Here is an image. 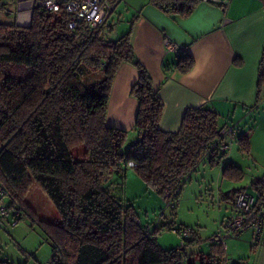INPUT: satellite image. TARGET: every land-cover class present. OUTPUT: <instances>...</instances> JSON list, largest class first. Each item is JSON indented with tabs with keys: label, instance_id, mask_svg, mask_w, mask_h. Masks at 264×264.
Instances as JSON below:
<instances>
[{
	"label": "trees",
	"instance_id": "1",
	"mask_svg": "<svg viewBox=\"0 0 264 264\" xmlns=\"http://www.w3.org/2000/svg\"><path fill=\"white\" fill-rule=\"evenodd\" d=\"M199 1L148 3L167 15L187 17ZM114 11L92 32L82 26L70 30L64 10L35 8L28 26L0 21V183L26 214L25 198L33 183L57 210L58 224L40 222L53 241V264H224L223 236L219 241L214 239L219 235L211 239L207 253L189 258L184 249L197 242L194 231L169 226L183 241L180 247L163 249L156 235L167 225H144L134 206L121 204L105 186L114 175L122 177L131 168L147 188L177 200L204 157L216 166L227 160L237 128L234 125L231 141L223 140L230 145L224 150L219 130L226 122L211 108L190 107L176 131L161 130L163 101L134 52L132 25L115 40L107 37ZM122 63L137 70L130 89L137 101L131 129L135 139L126 147L129 131L106 124L113 78ZM193 66V57L182 52L164 70L185 74ZM262 86L261 69L258 99ZM238 145L248 153L247 136L242 135ZM80 146L83 151L76 155L74 149ZM222 166L219 178L242 180L240 166L233 162ZM241 188L232 192V199ZM250 189L255 208L264 205V179L253 180ZM217 193L220 208L222 194Z\"/></svg>",
	"mask_w": 264,
	"mask_h": 264
},
{
	"label": "crops",
	"instance_id": "2",
	"mask_svg": "<svg viewBox=\"0 0 264 264\" xmlns=\"http://www.w3.org/2000/svg\"><path fill=\"white\" fill-rule=\"evenodd\" d=\"M0 2V14L5 5H12L15 10L12 21H16V0ZM120 3L113 13L116 20L123 15L118 9ZM131 3L135 7L129 20L131 43L163 101L158 124L161 130L176 131L190 107L211 108L224 123L232 121L229 115H241L258 105V76L261 69L264 71V64L260 67L264 55V0H200L187 17L167 15L148 0H131ZM24 18L30 20V13ZM166 38L177 45L178 52L166 50ZM182 52L193 57V68L185 74L177 70L166 72L164 65L175 63ZM136 79L137 70L131 64L122 63L117 69L107 105V125L131 131L137 101L130 89ZM236 137L233 143L238 144L241 136ZM223 181L225 188L218 185L222 194L220 208L224 205L228 215L232 192L243 186L229 187L236 182ZM247 241L250 256L244 260L245 264H264V246L253 247L249 238Z\"/></svg>",
	"mask_w": 264,
	"mask_h": 264
},
{
	"label": "rangeland",
	"instance_id": "3",
	"mask_svg": "<svg viewBox=\"0 0 264 264\" xmlns=\"http://www.w3.org/2000/svg\"><path fill=\"white\" fill-rule=\"evenodd\" d=\"M5 6L0 14V21L12 22L14 7ZM118 9L123 15H120L118 20L116 14L111 17L114 24L107 34L111 40L127 32L129 20L133 18L135 12L131 0H122ZM248 110L241 115H229L231 124L237 126L236 136L246 134L245 136L248 137V153L242 152L235 141L228 154L229 157L221 161L219 166L212 165L209 157H204L182 186L177 200L170 196L163 197L147 188L131 168H128L122 177L114 175L105 185L121 204L134 206L144 225L150 228L167 225L156 235L157 243L161 248L180 247L183 241V237L172 231L169 226L177 230L186 228L194 231L197 242L187 244L184 249L189 258L193 254L207 253L211 239L215 235H224L219 233V228L230 212L226 215L224 205L219 208L216 202L218 185L220 184L222 188L226 186V182L221 177L217 178L218 171L226 162H233L244 171L242 180L235 181L236 184H229V187L242 185L246 190L251 191V181L264 178V86L258 105ZM134 136L135 132H128L125 147L133 142ZM74 150L75 154L79 155L83 148L80 146ZM25 204L29 213L25 214L16 225H10L5 220L1 224L0 264H53L51 262L53 241L40 222L49 225L58 224L59 214L47 196L34 183L29 188ZM248 238L249 232L243 234L241 238L232 236L223 238L227 243L224 250V264H240L242 259L246 261L250 256Z\"/></svg>",
	"mask_w": 264,
	"mask_h": 264
},
{
	"label": "built area",
	"instance_id": "4",
	"mask_svg": "<svg viewBox=\"0 0 264 264\" xmlns=\"http://www.w3.org/2000/svg\"><path fill=\"white\" fill-rule=\"evenodd\" d=\"M122 0H16L17 13L16 23L21 26L29 25L30 20L25 19L24 15L32 13L35 8H41L46 11L64 10L68 15L67 26L70 30L80 26L92 32L106 21L107 17L115 10L116 6ZM164 46L167 51L178 52L177 45L169 38L164 40ZM234 124L226 122L219 130V142H222V149H229V143L223 140L231 141L234 137ZM132 161L128 166L132 167ZM25 210L19 202L12 199L9 193L0 183V229L5 220L10 225H15L25 217ZM174 231V230H173ZM250 232L249 242L253 247L264 246V207L255 208L254 196L245 188L239 189L235 193L230 214L219 230L220 234L241 238L243 234ZM185 237H189L187 230L183 231ZM223 247L227 243L222 240Z\"/></svg>",
	"mask_w": 264,
	"mask_h": 264
},
{
	"label": "water",
	"instance_id": "5",
	"mask_svg": "<svg viewBox=\"0 0 264 264\" xmlns=\"http://www.w3.org/2000/svg\"><path fill=\"white\" fill-rule=\"evenodd\" d=\"M262 179H264V178H262ZM214 239H215L216 241H219V240L221 239V237L218 236V237H215Z\"/></svg>",
	"mask_w": 264,
	"mask_h": 264
}]
</instances>
